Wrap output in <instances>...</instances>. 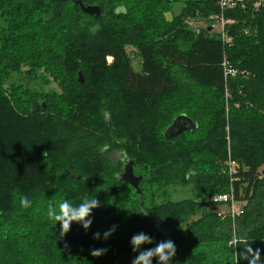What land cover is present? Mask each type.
<instances>
[{"label":"trees","instance_id":"trees-1","mask_svg":"<svg viewBox=\"0 0 264 264\" xmlns=\"http://www.w3.org/2000/svg\"><path fill=\"white\" fill-rule=\"evenodd\" d=\"M83 1L99 6L101 16L83 13L73 0H0V264H131L138 253L130 240L140 232L153 241L141 250L158 237L174 242L171 264H247L240 253L248 245L264 264V0L226 10L234 20L226 39L210 28L220 0ZM179 3L180 15L167 20ZM192 18L207 26L191 28ZM27 64L51 74L62 68L71 88L85 92L74 98L65 90L63 111L41 104L14 82ZM225 64L237 74L226 75ZM73 104L83 105V118L84 108L93 113L90 125L83 127ZM180 115L197 128L166 139ZM118 140L125 142L123 158L113 162ZM78 158H89V167L76 166ZM125 158L135 161V174L144 168L141 195L119 180ZM229 160L238 169L233 180ZM189 185L195 198L173 201L166 193ZM124 186L135 197H123ZM144 191L167 199L149 207ZM21 195L30 208L20 207ZM90 195L100 206L89 230L73 222L61 237L48 204L76 205ZM223 195L233 198L215 201ZM233 202L240 207L235 218ZM97 232L100 240L93 239ZM233 235L238 243L230 245ZM94 248L106 253L93 257Z\"/></svg>","mask_w":264,"mask_h":264},{"label":"rangeland","instance_id":"rangeland-1","mask_svg":"<svg viewBox=\"0 0 264 264\" xmlns=\"http://www.w3.org/2000/svg\"><path fill=\"white\" fill-rule=\"evenodd\" d=\"M239 1L242 2V0H239ZM181 4H183V3L173 4L172 8L170 10H168V12H166L165 16H166L167 20L171 21V19L173 17L180 15V13L182 12V9H183V6ZM258 4L256 6H253V7L258 8ZM229 9H232V8H229ZM226 10L223 11L220 9V15L219 14L218 15L221 16L223 14V16H221L222 19L220 17L217 20L212 21L211 26H210L212 32L220 33L222 28H224V31H225L227 26L234 23V20L226 18V13L228 12ZM69 19H70V21H72V23L75 27L79 26V23L77 21H73L71 17ZM188 21H189V25L193 29H199V28L207 26L206 22H204L200 19L192 18V19H188ZM224 35L226 37L225 32H224ZM128 51L130 53L132 63H133V67H134L135 71L140 72L141 71V61H140L138 55L136 54L135 50H133L132 48H129ZM108 62L111 63L112 59L109 58ZM61 70H62V68H59L57 71H55L53 74H51V73L47 72L46 69L43 67L36 68L35 65L30 66L29 64H27L26 66L23 67L22 72L20 74H18V76L16 74V76L14 78V82L17 84H25L26 89L28 91V94H31L32 98L38 99V101L40 100L41 104L47 103V104L53 105L54 107H57V109H61V111H63L64 108H62V106L60 105L61 104L60 99H61V97H64L65 90L75 94L74 98L75 97L79 98L78 97V96H80L79 93L83 94L85 92V90L82 91V90H78L77 88L72 89L71 88L72 87L71 86V79L67 78L66 75H63ZM27 72H29L31 80H29L27 78V75H28ZM241 74L244 75V73H241ZM84 81H85V77H84ZM93 82L95 83V80H93ZM6 87L8 88L9 85H7ZM36 105L37 104L34 101L33 106H36ZM69 108L73 112V114L75 113L76 115H79V113H81L80 110L81 109L83 110V105H82V108H80V106L78 104H73ZM84 110H85V114H83V115L86 118H83L80 115L79 116H80V118L83 119V123H82L83 127H86L87 126L86 123L89 125L92 123L94 115L87 108H84ZM117 114L120 118L122 117V113H117ZM114 127H115V125H113V126L110 125V127H108V129L110 131H113ZM116 144H118L119 148H117L116 150H114L110 154V159L113 162L123 158L121 152L125 149V142L124 141L118 140ZM103 152H105V150ZM229 157H231L230 153H229ZM86 161L89 162V158H78V160L76 161V166L78 165L82 168H85V166L87 164ZM230 161L231 160H229V162ZM89 165L90 164L88 163L87 166L89 167ZM124 165H125V162L123 163V167H124ZM143 169L144 168L138 167L137 168L138 172L136 175H140V173L143 171ZM96 171H98V169H96ZM120 188L123 189V194H124L123 197H125V194L129 195L131 197L132 196L135 197V195H134L135 190H133L130 186H124V187H120ZM166 193L169 196V198H171V200H173V201L195 198L194 189L190 185L184 186V187L183 186H169V189H166ZM159 194L160 193H157V195L154 194L152 196V194L150 195L148 193L146 195V193L144 191L143 195H144L145 204H148L150 207L151 205H154V203L159 204L163 200L167 199V198L164 199L163 197H160L157 199ZM226 209H227V207H221L219 211L224 214L226 212ZM192 217H194V219L195 218L199 219L200 215L199 216L194 215ZM184 225H186V224L185 223L180 224L181 227L185 228ZM157 239L159 240L158 242L163 241V239L160 237H158ZM235 251H236V249H235ZM120 263H122V261L120 259L115 261V264H120Z\"/></svg>","mask_w":264,"mask_h":264},{"label":"clouds","instance_id":"clouds-1","mask_svg":"<svg viewBox=\"0 0 264 264\" xmlns=\"http://www.w3.org/2000/svg\"><path fill=\"white\" fill-rule=\"evenodd\" d=\"M19 205L23 209H28L32 205V201L21 195L19 197ZM99 201L95 196L90 195L79 204H72L68 200H62L55 205L49 203L46 209V215L49 221H52L57 225L60 224V236L63 237L70 230V226L73 222L79 223L82 228L87 232L92 224V220L89 218L94 209L99 208ZM116 231V226H112L110 229L103 233V238L105 240L109 239ZM93 239L100 240L101 234L99 232L93 234ZM152 238L143 233L134 234L131 237L130 245L135 255L131 261V264H152L155 258L158 264H171L173 258L176 255V247L173 241L163 240L156 243L155 247L147 248L144 250L142 246L152 244ZM238 243L237 236L233 235L229 241L230 245H235ZM106 253V249H92L91 255L93 257H101ZM240 259L247 261V264H262L261 262V252L259 249L255 251L248 245L243 248L240 253Z\"/></svg>","mask_w":264,"mask_h":264},{"label":"water","instance_id":"water-1","mask_svg":"<svg viewBox=\"0 0 264 264\" xmlns=\"http://www.w3.org/2000/svg\"><path fill=\"white\" fill-rule=\"evenodd\" d=\"M74 4L76 6H78L81 11L87 15L90 16H97L100 17L102 12H101V8H99V6L96 5H90V4H86L84 3L83 0H73ZM79 81L80 83L83 85L84 84V76L83 73L80 72L79 73ZM198 126V124H196V122H194L191 118H189L186 115H180L178 117H176L173 121V123L167 128L166 132L164 133V136L166 139L171 140L177 137H181L185 132H189V131H193L194 129H196ZM125 165L123 168V172L119 175V180L121 183L126 184V185H130L131 187H133L136 192L141 195V184H143V176H137L135 174V161L133 160H129V158H125ZM119 192H116L115 189L112 190V194L114 195H118ZM142 206V203H141ZM149 215H151V213H149ZM159 228L161 230H165L163 228V226L159 225Z\"/></svg>","mask_w":264,"mask_h":264},{"label":"built area","instance_id":"built-area-1","mask_svg":"<svg viewBox=\"0 0 264 264\" xmlns=\"http://www.w3.org/2000/svg\"><path fill=\"white\" fill-rule=\"evenodd\" d=\"M238 2H240L239 0H220V9L225 11L226 9L229 8H234L238 5ZM223 16V14L221 15ZM221 16L217 15V16H212L210 19L211 20H217L218 18H220ZM222 19V17H221ZM224 28H222L221 30V35L224 39H226L225 35H224ZM225 71H226V75L231 74V76H235L237 74V71H235V69H233L232 67H229L227 64H225ZM229 169H230V175L232 180L237 176L238 173V169L236 167V163L233 161L229 162ZM233 198L228 197L227 195H223V196H219L216 198L215 201H228L229 199ZM239 209L240 207L238 206V204L236 202L232 203V207H231V212L233 214V217L235 218L236 215H239Z\"/></svg>","mask_w":264,"mask_h":264},{"label":"flooded vegetation","instance_id":"flooded-vegetation-1","mask_svg":"<svg viewBox=\"0 0 264 264\" xmlns=\"http://www.w3.org/2000/svg\"><path fill=\"white\" fill-rule=\"evenodd\" d=\"M126 163V162H125ZM124 168V167H123Z\"/></svg>","mask_w":264,"mask_h":264}]
</instances>
